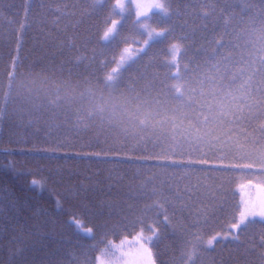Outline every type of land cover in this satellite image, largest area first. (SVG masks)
Segmentation results:
<instances>
[{"label":"trees","instance_id":"1","mask_svg":"<svg viewBox=\"0 0 264 264\" xmlns=\"http://www.w3.org/2000/svg\"><path fill=\"white\" fill-rule=\"evenodd\" d=\"M168 2L170 18L165 23L154 18L152 23L168 27L170 34L122 70L124 95L139 93L151 100L176 83L186 92L199 93L206 91L207 77L217 75L213 64L219 74H251L259 67L261 0H248L250 7L244 0ZM114 3L0 0V264H84L86 257L98 264L109 242L131 238L142 229L151 235L157 210L146 213L145 206L156 201L164 204L174 226L160 227L153 248L156 264H182L196 236L206 242L232 231L241 209L240 185L264 187L262 175L217 170L220 157L211 152L209 165H193L185 177L187 165L159 159L166 144H137L138 137L123 130L126 122L107 121L110 104L119 97L98 79L117 66L124 48L139 45L134 41L141 39L130 13L121 25L120 40L101 55L100 37L117 18L111 15ZM173 44L182 48L179 81L171 78L175 66L168 63ZM102 59L106 66L99 63ZM14 60L16 76L5 103ZM260 79L254 77V87ZM57 97L59 103L50 105ZM101 105L106 108L104 120L97 112ZM174 158L187 159V153L181 156L177 150ZM73 218L94 236L78 230ZM234 234L238 240L218 236L199 252L195 264H264L259 218Z\"/></svg>","mask_w":264,"mask_h":264},{"label":"snow or ice","instance_id":"2","mask_svg":"<svg viewBox=\"0 0 264 264\" xmlns=\"http://www.w3.org/2000/svg\"><path fill=\"white\" fill-rule=\"evenodd\" d=\"M264 3V0H261ZM95 3L102 5L105 0H95ZM246 7L251 5L248 0H244ZM245 9H242V12ZM133 14L132 24L139 32L141 39L134 43L140 46L135 49L125 48L120 56L117 67L106 73L102 79H98V84L108 90L114 99L108 109L109 123H125L123 130L137 139V144L143 142L145 147L150 142L153 148L162 147L165 153L159 159L168 161L171 165L185 166L184 176L190 175L193 165H209L210 161L206 157L208 153L216 154L220 157L214 165L217 170H239L256 175L264 176V35L261 36V46L259 56L255 63L259 65L251 74L243 71L240 73L219 74L217 64H213L217 75L208 76L204 82L206 91L197 93L194 89L190 92L184 90V85L173 84L169 92L163 96L153 99H145L136 95H124L121 90L122 70L130 63L140 59L142 55H147L150 45L156 41L165 40L170 34L168 27H154L153 20L158 23H165L171 15L168 0H115L112 5L111 15L117 17L111 19L100 37L99 43L101 55L105 47L111 46L121 38V25L128 14ZM172 59L168 62L175 66V71L171 72V78L179 81L182 79L179 68V57L182 48L178 44H173ZM95 60V49H93ZM215 52V50H214ZM218 55V53H215ZM213 56V59L215 58ZM101 65L106 66L107 61L101 60ZM16 62L13 61L12 71L9 72L8 92L5 94L4 102L7 103L12 95V82L16 76ZM255 76L261 79L256 86H253ZM56 101H49L50 105L58 104ZM105 106L97 107V112L103 113ZM94 114L89 113V118ZM259 119L256 127L248 130V126ZM242 133L243 135H239ZM180 151L181 156L187 153V159L174 158V154ZM172 153L169 155L168 153ZM198 153V158H193V154ZM149 159L151 157H143ZM184 178V177H181ZM35 183V181H33ZM156 209L157 227L150 228L151 235H145L143 229L138 234V253L133 264H156L153 248L159 240L160 227L171 226V221L167 215V209L163 203L156 201L154 204L146 205L145 212ZM163 216V220L159 217ZM259 218L264 225V205L258 209L244 208L238 213V218H234L230 228L235 232L246 230L249 225L254 224ZM72 223L85 235L94 236L93 230L87 228L81 221L73 218ZM234 240L239 239L233 231L213 235L206 242L199 236L194 238L190 249L184 254L185 259L182 264H195L199 252L205 247H211L217 238ZM264 239V238H262ZM91 247H96L95 244ZM121 245H113L109 242L103 249L102 255L109 257L111 261H124L126 253L120 252ZM120 252V255H117ZM84 264H90L86 257ZM103 264V262H101Z\"/></svg>","mask_w":264,"mask_h":264},{"label":"rangeland","instance_id":"3","mask_svg":"<svg viewBox=\"0 0 264 264\" xmlns=\"http://www.w3.org/2000/svg\"><path fill=\"white\" fill-rule=\"evenodd\" d=\"M140 45H130L126 48L135 49L139 47ZM125 49V48H124ZM123 49V50H124ZM123 50L121 54L123 53ZM120 54V56H121ZM127 55L126 53H123ZM120 60V57L118 58V62ZM119 63H117L118 66ZM116 66V67H117ZM239 193L241 197V209L249 208V209H258L262 205H264V187L252 182H247L246 184H242L239 186ZM234 233L237 234L234 230H232ZM139 234V233H138ZM138 234L134 235L131 238H126L118 243H113V245H121L123 242V247L120 249V252L126 253L124 261L120 262H114L109 259V257H106L102 255V253L98 256V264H133L134 260L137 257L138 253V247L137 240L139 238ZM147 235L146 233H144ZM120 252H117V255H120Z\"/></svg>","mask_w":264,"mask_h":264},{"label":"bare ground","instance_id":"4","mask_svg":"<svg viewBox=\"0 0 264 264\" xmlns=\"http://www.w3.org/2000/svg\"><path fill=\"white\" fill-rule=\"evenodd\" d=\"M15 141L12 139L10 143H14ZM22 160H25V157H22Z\"/></svg>","mask_w":264,"mask_h":264}]
</instances>
